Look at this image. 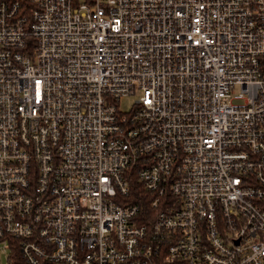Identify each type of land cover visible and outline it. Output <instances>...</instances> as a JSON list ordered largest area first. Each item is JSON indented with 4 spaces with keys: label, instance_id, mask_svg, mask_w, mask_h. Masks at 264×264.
<instances>
[{
    "label": "built area",
    "instance_id": "built-area-1",
    "mask_svg": "<svg viewBox=\"0 0 264 264\" xmlns=\"http://www.w3.org/2000/svg\"><path fill=\"white\" fill-rule=\"evenodd\" d=\"M1 243L264 264V0H0Z\"/></svg>",
    "mask_w": 264,
    "mask_h": 264
},
{
    "label": "trees",
    "instance_id": "trees-1",
    "mask_svg": "<svg viewBox=\"0 0 264 264\" xmlns=\"http://www.w3.org/2000/svg\"><path fill=\"white\" fill-rule=\"evenodd\" d=\"M131 194H130L131 195V197H130L131 200H130L129 204L140 206L142 213L149 212L150 206H151L150 205L151 200L149 199V197L144 196V193L142 192L140 184L139 185L135 184ZM16 251L17 250H15V254H16L15 256H16V258H18V255H17Z\"/></svg>",
    "mask_w": 264,
    "mask_h": 264
},
{
    "label": "rangeland",
    "instance_id": "rangeland-1",
    "mask_svg": "<svg viewBox=\"0 0 264 264\" xmlns=\"http://www.w3.org/2000/svg\"><path fill=\"white\" fill-rule=\"evenodd\" d=\"M239 91V88H237L236 92ZM137 97H124L121 102V110H127L129 111L135 104ZM6 245L1 243L0 244V264H9V254L10 250L9 248L6 249Z\"/></svg>",
    "mask_w": 264,
    "mask_h": 264
}]
</instances>
